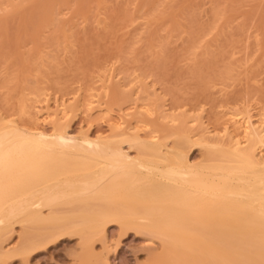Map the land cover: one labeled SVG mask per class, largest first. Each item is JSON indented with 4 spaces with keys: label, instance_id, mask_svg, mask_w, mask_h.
<instances>
[{
    "label": "rangeland",
    "instance_id": "rangeland-1",
    "mask_svg": "<svg viewBox=\"0 0 264 264\" xmlns=\"http://www.w3.org/2000/svg\"><path fill=\"white\" fill-rule=\"evenodd\" d=\"M58 4L52 20L39 28V10L27 9L21 18L1 9L4 125L48 137L63 122L78 139L111 142L137 134L149 142L165 138L169 148L190 135L184 145L194 164L231 140L245 145L246 125L264 129V0ZM29 16L37 23L30 26ZM123 149L131 157L138 152L127 143ZM258 150L264 162V148ZM20 230L15 226L6 251L19 247ZM94 237L92 250L79 236L66 235L28 260L17 257L8 264H150L162 252L159 235L123 231L118 223Z\"/></svg>",
    "mask_w": 264,
    "mask_h": 264
},
{
    "label": "bare ground",
    "instance_id": "bare-ground-1",
    "mask_svg": "<svg viewBox=\"0 0 264 264\" xmlns=\"http://www.w3.org/2000/svg\"><path fill=\"white\" fill-rule=\"evenodd\" d=\"M68 1L0 0V13L22 18L39 10L38 23L28 19L39 28L52 20L55 3ZM62 123L45 137L6 126L0 117V264L28 260L66 235L79 236L92 250V239L109 223L159 235L162 252L150 264H264V162L257 154L264 148L263 128L246 125L247 144L233 137L228 148L194 164L184 145L190 135L170 148L165 138L149 142L137 134L91 141L73 137ZM123 143L138 149L135 157ZM15 226L21 244L6 251Z\"/></svg>",
    "mask_w": 264,
    "mask_h": 264
}]
</instances>
